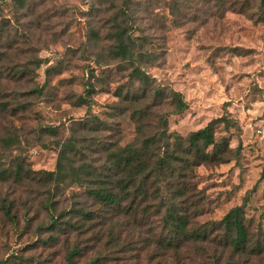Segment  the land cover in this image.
Here are the masks:
<instances>
[{"label": "rangeland", "instance_id": "1", "mask_svg": "<svg viewBox=\"0 0 264 264\" xmlns=\"http://www.w3.org/2000/svg\"><path fill=\"white\" fill-rule=\"evenodd\" d=\"M260 4L259 0H25L20 7L16 0L0 1V17L12 25L9 38L17 39L15 59L26 74L5 84L4 100L27 108L0 120V137L7 132L20 138L8 149L0 143V170H18L23 178H0V264H71L67 253L72 247L79 248L71 256L72 264H172L168 253L156 252L152 245L117 248L108 241L106 229L96 239L99 206L85 187L55 186L40 179L41 171L54 169L57 142L69 135L71 120L86 118L89 127L96 124L93 116L105 124L118 120L120 145L134 136L129 113L119 115L113 108L118 88H129L130 70L128 62L111 55L115 20L138 36L135 54L142 43L156 53V61L143 65L153 85L163 89L162 108L173 110L166 103L170 89L179 90L188 103V109L168 115L170 130L185 136L218 116L228 120V125L216 123L215 136H228L230 155L236 158L196 168L197 185L207 199L196 220H219L230 207L244 203L249 226L264 231V6ZM29 59L41 60L40 65L33 69ZM88 83L90 94L85 92ZM34 86L40 88L36 94L30 91ZM46 125L56 126V134L41 129ZM48 188L51 211L44 207ZM2 200L11 205L14 219L3 213ZM76 207L92 210L95 219L69 229L65 222L82 216L72 211ZM59 211L65 216L57 229L48 220ZM253 261L264 264V257Z\"/></svg>", "mask_w": 264, "mask_h": 264}, {"label": "trees", "instance_id": "2", "mask_svg": "<svg viewBox=\"0 0 264 264\" xmlns=\"http://www.w3.org/2000/svg\"><path fill=\"white\" fill-rule=\"evenodd\" d=\"M16 2L23 7L25 0ZM259 2L264 6V0ZM113 27L111 55L128 62L130 69L127 74L129 88L126 91L118 88L115 94L118 100L113 108L119 115L129 113L134 136L131 141L120 145L118 120L105 124L93 116L96 124L91 127L86 118L76 122L71 120L69 135L57 142L54 169L41 171L40 179L55 186H84L99 206L95 217L98 219L96 225L100 227L95 238H101L106 229L108 241L116 244L117 248L121 249L124 244L152 245L156 252L168 253L173 258L172 264H260L253 260L264 257V231L261 227L249 226L244 203L230 207L219 220H196L207 202L205 192L196 182V168L201 164L228 163L236 158L230 155L233 148L228 136H215L216 123L228 125L227 118L221 115L210 119L185 136L170 130L168 115L183 112L188 109V103L179 90L170 89L166 103L173 110L162 108L163 89L153 85L154 79L143 65L156 61V53L144 49L142 43L139 55L135 54L138 36L122 21L115 20ZM11 28L9 20L0 17V120L27 109L21 104L10 106L4 100L7 96L5 84L15 81L13 79L17 76L16 81H19L26 75L15 59L18 42L16 38L13 41L9 38ZM40 62L38 59L28 61L33 69ZM28 63H24V67ZM87 87L85 92L90 94L92 85L88 83ZM30 91L36 94L40 88L34 86ZM41 129L51 134L57 132L53 125L42 126ZM5 133L0 137L4 149L20 142L17 134ZM12 175L17 181L23 180L18 170H0L3 180ZM25 177L29 178L28 173ZM46 193L44 207L51 211L52 190L48 188ZM2 202L3 213L14 219L11 205ZM72 211L82 216L80 220L66 221L69 229L95 219L93 211L88 208L76 207ZM64 214L65 211L50 214L49 225L57 229L62 227ZM150 219H156L157 224ZM124 233H127L126 239L123 238ZM78 251V247H72L67 253L71 264V256Z\"/></svg>", "mask_w": 264, "mask_h": 264}]
</instances>
